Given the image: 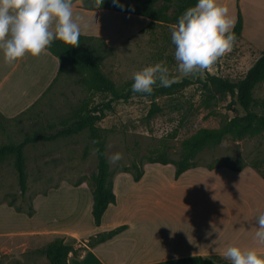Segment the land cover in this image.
Wrapping results in <instances>:
<instances>
[{"label": "crops", "instance_id": "crops-1", "mask_svg": "<svg viewBox=\"0 0 264 264\" xmlns=\"http://www.w3.org/2000/svg\"><path fill=\"white\" fill-rule=\"evenodd\" d=\"M235 3L231 17L236 21L239 10L243 23L235 47L239 49V63L247 64L245 74L264 49V0ZM73 13L82 19H99L102 15L77 4ZM148 22L135 16L132 32L137 33ZM89 30L82 28L87 36L106 39V35ZM57 70L58 61L49 52L38 58L26 54L8 65L0 51L1 116L11 120L33 106L47 91ZM168 166L143 168L138 182L129 173L113 175L115 204L107 207L98 227L91 216V187L62 184L33 197L35 213L30 219L6 206L0 208V213L7 212L11 219L4 223L0 217L4 224L0 226V238L29 237L39 242L47 237L48 244L60 237L75 249L85 248L77 257L70 254L69 264H190L188 259L192 257L231 263L222 256L228 246L264 254V244L255 239L257 217L264 214V180L255 169L201 167L175 180L174 168ZM120 226L126 228L111 239L86 246L89 238Z\"/></svg>", "mask_w": 264, "mask_h": 264}, {"label": "rangeland", "instance_id": "rangeland-1", "mask_svg": "<svg viewBox=\"0 0 264 264\" xmlns=\"http://www.w3.org/2000/svg\"><path fill=\"white\" fill-rule=\"evenodd\" d=\"M218 3L228 7L230 16L234 14L235 0H218ZM74 4L81 7L82 1L76 0ZM99 12L102 14L99 19H82L84 25H87V27L82 25V28H91L106 35L109 41L106 42L107 45L111 47L113 44L112 51L106 49L99 41H93L91 47L101 45L102 71L117 87L134 82V73L161 61L166 62L170 76L174 77L176 82L184 78L192 81L204 78V72L195 76H184L177 70L170 26L157 23L143 33H135L132 32L135 29V16L116 13L111 8ZM111 17L125 18L126 21H123L127 24L126 27L115 26L111 22ZM81 34L86 35L84 31H81ZM239 62V49L234 46L230 53L206 71L237 80L243 76L247 65ZM234 65L237 68H234ZM84 97L86 94L76 84L74 74L61 75L29 109L11 120L0 119V146L17 144L34 132L54 133ZM253 98L258 104L264 101V83L255 87ZM200 99L198 86L190 85L171 97L158 98L156 103L160 107V112L151 118L147 117L150 109L148 97L133 95L127 101L114 103L113 110L98 124L106 137V157L110 172L113 175L121 173L124 168L130 169L132 163H136L142 169L162 168L161 165L147 163V159L165 152L169 159L177 160L180 157V144L183 140L201 128H218L232 116L227 110L228 97L213 101L209 107H202ZM98 100L99 98L94 99L95 102ZM255 110L257 113L264 112L260 106ZM117 152L123 154V159L116 164L110 163L109 158ZM23 154L27 190L23 195L20 194L13 158L9 156L0 163V208L6 206L14 213L30 219L35 213L31 205L34 196L44 194L62 184L92 187L90 175L96 170L97 162L86 131L69 138L27 145ZM196 162L198 164L196 168L215 166L236 169L251 166L253 163L263 166L264 132L239 141L228 138L218 146H208L197 156ZM168 167L172 168L170 165ZM0 217L4 223L11 220L7 212L0 213ZM3 225L0 223L1 227ZM47 239L49 238H42L36 242L29 237L0 238V264H48L47 259L38 252L47 244Z\"/></svg>", "mask_w": 264, "mask_h": 264}, {"label": "trees", "instance_id": "trees-1", "mask_svg": "<svg viewBox=\"0 0 264 264\" xmlns=\"http://www.w3.org/2000/svg\"><path fill=\"white\" fill-rule=\"evenodd\" d=\"M81 1V8L86 11L108 10L111 8L116 13L148 19L149 22L137 33H143L157 23L168 26L177 23L178 17L187 8L194 6L198 2V0H119V4L123 6L119 7L114 5L112 0H104L102 7L99 10H95L92 7V0ZM242 26V17L238 10L235 25L232 29L237 40L241 36ZM79 40L78 47H71L59 40H54L48 49V52L58 61V70L51 85L61 75L74 74L76 76V84L85 92L86 97L71 111L70 116L61 122L60 128L54 133L40 134L34 132L32 135L25 136L17 144L0 146V163L4 162L9 156L13 158V168L16 173L20 194L22 195L27 190L24 148L37 142H51L59 138H69L86 131L94 151L99 149V151H95L96 170L90 175L92 182L91 216L94 225L98 227L107 207L115 204L113 174L110 172L106 157V137L104 130L98 124L106 117L108 112L113 110L114 103L127 101L133 95H142L149 98L150 109L147 113L148 118L160 112V107L156 103L158 98L163 96L171 97L193 84H196L199 88L200 105L202 107H209L217 99L229 98L227 110L232 113V116L218 128H201L192 136L183 140L180 144V157L177 160L169 159L165 152L147 159L149 164L173 166L175 180L184 172L198 166L196 158L206 147L218 146L228 138L239 141L247 136L264 132V112L257 113L255 110L258 106L264 109V101L258 104L253 98L255 87L264 83V49L246 73L237 80H231L204 71L203 79L196 78L192 81L184 78L179 82L173 83L170 87H161L158 82L154 86L153 93L149 95L146 93H134L132 91L133 82H127L123 87L119 88L104 74L101 68L103 50L100 46L104 45L106 49L112 51L104 37L81 34ZM93 41H99L101 45L91 47ZM95 98H99V100L95 102ZM0 119L8 121L1 114ZM250 167L255 169L264 180V165L253 163ZM214 168L215 166H207L209 170ZM242 168L237 167L235 170L240 171ZM121 172L131 173L133 180L138 182L144 171L136 163H132L130 169L124 168ZM125 228V226H120L107 233L89 238L86 246L91 248L105 242ZM84 249H75L74 246L65 244L63 238L55 237L47 245L40 248L38 252L47 259L48 264H69V255L72 254L77 257L79 250L83 251ZM188 261L190 264H217L202 257H192Z\"/></svg>", "mask_w": 264, "mask_h": 264}, {"label": "clouds", "instance_id": "clouds-1", "mask_svg": "<svg viewBox=\"0 0 264 264\" xmlns=\"http://www.w3.org/2000/svg\"><path fill=\"white\" fill-rule=\"evenodd\" d=\"M103 3L104 0H92V7L99 10ZM112 3L123 7L119 0ZM73 9L74 0H0V51L5 63L13 65L26 54L33 58L46 55L54 40L78 47L82 17L74 16ZM234 25L235 19L229 15L228 7L218 0H198L187 8L178 22L170 25L177 70L184 76L209 70L235 46ZM133 81L134 93L149 95L158 82L161 87H170L176 82L165 61L137 71ZM121 159L123 154L117 152L109 161L116 164ZM257 225L255 239L264 244V214L258 215ZM222 256L231 264H264V254L255 249L228 246Z\"/></svg>", "mask_w": 264, "mask_h": 264}, {"label": "bare ground", "instance_id": "bare-ground-1", "mask_svg": "<svg viewBox=\"0 0 264 264\" xmlns=\"http://www.w3.org/2000/svg\"><path fill=\"white\" fill-rule=\"evenodd\" d=\"M123 18H115V17H111V22H113L114 24H115V26H118V27H120V28H125L126 27V23L124 22V21H126V20H124Z\"/></svg>", "mask_w": 264, "mask_h": 264}]
</instances>
